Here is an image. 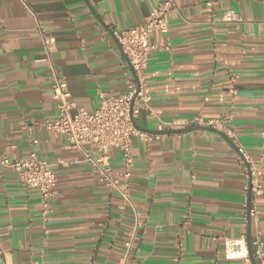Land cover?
Wrapping results in <instances>:
<instances>
[{
	"label": "crops",
	"instance_id": "obj_1",
	"mask_svg": "<svg viewBox=\"0 0 264 264\" xmlns=\"http://www.w3.org/2000/svg\"><path fill=\"white\" fill-rule=\"evenodd\" d=\"M160 1L0 0V156L34 151L56 174L44 209L37 189L0 166V264H253L226 258L225 241L264 246V0H176L165 15L145 70L147 106L134 104L148 137L132 139L123 210L86 161L97 150L69 148L43 125L57 116L52 68L77 110L129 90L114 32L142 25ZM226 11L242 20L225 21ZM43 36L55 37L50 61ZM197 117L221 119L234 146L208 130L164 132L206 126ZM240 151L261 172L253 216ZM110 164L122 169L118 149Z\"/></svg>",
	"mask_w": 264,
	"mask_h": 264
},
{
	"label": "built area",
	"instance_id": "obj_2",
	"mask_svg": "<svg viewBox=\"0 0 264 264\" xmlns=\"http://www.w3.org/2000/svg\"><path fill=\"white\" fill-rule=\"evenodd\" d=\"M176 0H162L147 15L144 23L122 32H114L121 51L131 69L133 76L130 79L129 90L119 96H99L97 107L87 112L77 110L74 101L67 90L66 82L52 68L51 94L57 103V116L52 120H45L44 127L55 135L61 136L67 147L83 150L85 147H94L97 155L86 153V161L98 173L99 180L109 188L116 189L121 197L118 208L123 210L129 200L128 181L133 167L132 139L137 136L146 139L145 132L138 130L134 123V116L139 109L135 103L147 106L145 91V70L149 55L157 48L152 42L156 32L167 31L165 15L174 7ZM225 21H241L240 15L226 11ZM45 59L50 61L55 50V37L43 36ZM133 101V106L131 103ZM197 125H206L212 128L223 129L221 119L203 120L197 117ZM32 139V143H36ZM118 149L121 154L122 169L115 175L110 164V151ZM239 150V149H238ZM248 164V188H250L248 216L255 214L250 200H255L262 193L261 172L253 167L251 161L241 152ZM0 166L10 169L16 179L25 187L37 189L40 192L42 207L47 208L48 201L54 195L56 183L55 169L44 159L31 151L27 157L11 160L0 156ZM251 255L248 252L245 237L228 239L224 243L225 257L240 258L246 262L252 261L264 264L262 260L264 246L257 237L249 241ZM131 246L130 240L126 243L127 249Z\"/></svg>",
	"mask_w": 264,
	"mask_h": 264
},
{
	"label": "water",
	"instance_id": "obj_3",
	"mask_svg": "<svg viewBox=\"0 0 264 264\" xmlns=\"http://www.w3.org/2000/svg\"><path fill=\"white\" fill-rule=\"evenodd\" d=\"M128 65H129V63H128ZM129 67H130V69H131V66H130V65H129ZM131 71H132V69H131ZM132 74H133V71H132ZM132 106H133V101H132V103H131V107H132ZM133 123H134L135 127H136L138 130H144V129L139 128V127L135 124L134 120H133ZM195 129H196V130H197V129H199V130H208V131L215 132V133L221 135L222 137H224V138L228 141V143H230L231 145H233V143L230 141V139H229V138H228V137H227L222 131H220V130H218V129H215V128H212V127H210V126H196V127H194V128H191V129H178V130L164 131V132H167V133H175V132L189 131V130H195ZM146 131H148V132H153V131H149V130H146ZM233 146H234V145H233ZM249 198H250V188H248V201H247V208L249 207ZM249 241H250V239L248 238V239H247L248 252H249V255H251V249H250ZM252 262H253V264H257L253 259H252Z\"/></svg>",
	"mask_w": 264,
	"mask_h": 264
}]
</instances>
